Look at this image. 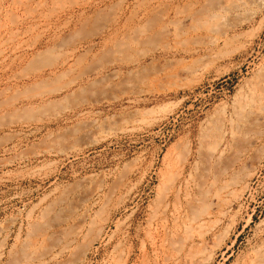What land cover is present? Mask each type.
I'll use <instances>...</instances> for the list:
<instances>
[{
    "label": "rangeland",
    "instance_id": "obj_1",
    "mask_svg": "<svg viewBox=\"0 0 264 264\" xmlns=\"http://www.w3.org/2000/svg\"><path fill=\"white\" fill-rule=\"evenodd\" d=\"M256 1L0 0V264H264Z\"/></svg>",
    "mask_w": 264,
    "mask_h": 264
},
{
    "label": "bare ground",
    "instance_id": "obj_2",
    "mask_svg": "<svg viewBox=\"0 0 264 264\" xmlns=\"http://www.w3.org/2000/svg\"><path fill=\"white\" fill-rule=\"evenodd\" d=\"M260 1H262V0H257L256 2H260ZM203 25V24H202ZM207 26V25H206ZM262 98V97H261ZM260 99V98H259ZM262 110V109H261ZM262 113V112H261ZM264 113V112H263ZM257 115H258V113H257ZM216 150H217V148H216ZM214 153V152H213ZM213 155V154H212ZM201 188V187H200ZM217 194V193H216ZM218 201H220V200H218ZM201 214V213H200ZM201 219V218H200ZM194 223H196V222H194Z\"/></svg>",
    "mask_w": 264,
    "mask_h": 264
}]
</instances>
